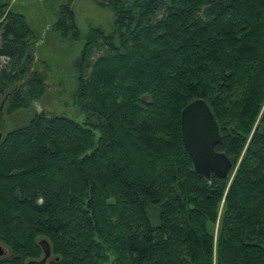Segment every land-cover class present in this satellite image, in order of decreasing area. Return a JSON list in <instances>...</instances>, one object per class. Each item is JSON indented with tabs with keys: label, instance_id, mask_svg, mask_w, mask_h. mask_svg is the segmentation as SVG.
<instances>
[{
	"label": "trees",
	"instance_id": "trees-1",
	"mask_svg": "<svg viewBox=\"0 0 264 264\" xmlns=\"http://www.w3.org/2000/svg\"><path fill=\"white\" fill-rule=\"evenodd\" d=\"M69 2L57 26L76 40ZM97 3L112 21L92 27L74 61L84 121L33 112L0 139V264L38 257L39 236L48 264H264V0ZM5 8L11 113L44 85L21 14ZM92 44L105 51L90 61ZM195 98L231 162L224 178L196 173L182 145L179 112Z\"/></svg>",
	"mask_w": 264,
	"mask_h": 264
},
{
	"label": "rangeland",
	"instance_id": "rangeland-1",
	"mask_svg": "<svg viewBox=\"0 0 264 264\" xmlns=\"http://www.w3.org/2000/svg\"><path fill=\"white\" fill-rule=\"evenodd\" d=\"M1 1L6 3L5 12L10 11L21 14V18L14 16L12 18L26 26L27 34L28 32L31 34V37L27 38V43H29L27 47L28 53L33 55L30 72L35 71L41 75V79L36 80L37 87L42 83L44 85V92L40 95H34L37 92V88L31 90V92L34 91L32 96L35 98H31L33 101L29 102L30 104L28 103V107H19L15 111L7 113L6 104L3 103L0 110L1 138L13 124L25 123L33 112L41 110L48 114L64 115L78 123H82L86 115L78 106L74 61L80 47L84 45L87 35L92 33L94 27L108 28L112 21L111 13L97 3L99 0H70L67 7L72 8L74 20L81 33L79 39L75 40L71 31L63 35V33L59 32V27L57 26L60 16L66 17L62 7L65 5L66 0ZM107 2L108 0H101V3L105 6H107ZM0 19L2 23L5 21L4 16H1ZM2 23H0V31ZM90 47V61H93L105 51V47L99 44H92ZM4 63L5 59L0 57V66L4 65ZM6 66L9 67V64ZM25 89L23 87L22 92L27 94ZM263 108L264 102L254 125L259 122ZM91 121L92 124L96 122L95 118H92ZM232 174L233 172L231 176ZM41 238L45 237L39 236L37 241ZM0 245L4 250V254L0 257L8 256L10 253L9 248L1 242ZM40 256L41 253L34 259H38ZM50 259H55L51 252L47 259V264Z\"/></svg>",
	"mask_w": 264,
	"mask_h": 264
},
{
	"label": "water",
	"instance_id": "water-1",
	"mask_svg": "<svg viewBox=\"0 0 264 264\" xmlns=\"http://www.w3.org/2000/svg\"><path fill=\"white\" fill-rule=\"evenodd\" d=\"M5 97L0 100V110ZM40 112L46 113L44 110ZM179 123L180 139L190 158L192 169L205 179L211 175L226 177L231 162L224 152L215 149L219 142V133L206 103L201 98L186 103L179 112ZM37 243L41 249V256L38 259L30 258L25 264H47L50 256L49 243L45 238L39 239ZM3 254L4 250L0 245V256Z\"/></svg>",
	"mask_w": 264,
	"mask_h": 264
}]
</instances>
